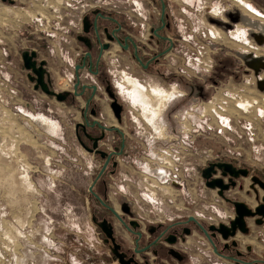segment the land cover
Returning a JSON list of instances; mask_svg holds the SVG:
<instances>
[{"label": "rangeland", "instance_id": "obj_1", "mask_svg": "<svg viewBox=\"0 0 264 264\" xmlns=\"http://www.w3.org/2000/svg\"><path fill=\"white\" fill-rule=\"evenodd\" d=\"M96 3L100 1L17 0V6H11L0 0V39L10 46L3 60L0 43V264H120L93 221L95 206L88 187L101 160L76 136L80 111L35 91L21 59L22 50L31 46L23 38V30L28 29L40 36L36 40L43 45L41 57L49 62L54 90L66 89L72 79L71 33L80 27L82 9ZM240 3H172L175 14L183 19L179 23L198 27L202 51V62L196 64L199 78L170 77L167 81L157 75L144 76L127 60L120 66L114 64L126 106V122L121 126L132 136L133 151L119 157L117 174L108 176L107 195L120 214V204L126 201L132 210L130 217L144 224L188 216L205 224H228L236 215L233 201L254 208L264 194L252 179L241 178L221 196L217 188L205 184L202 175L206 166L223 160L250 168L264 178V80L256 78L248 84L243 80L246 68L255 74L264 69L263 58L255 55L256 50L264 52V14L255 7L258 14L250 15ZM226 5L243 15L223 31L210 25L206 17L220 20L221 7ZM246 36L262 49L245 45ZM171 61L170 68L164 67L166 72L181 64ZM187 68L195 72V68ZM127 79L137 84L133 94ZM194 80L196 86L190 88ZM155 87L170 93L157 114L151 109L162 97L154 93ZM190 91V97L183 95ZM142 92L152 106L140 101ZM242 100L250 104L238 106ZM106 120L117 123L110 116ZM112 136L110 133L109 139ZM172 158V167L179 173L178 185L161 171L162 161L171 162ZM170 174L173 176L171 169ZM111 219L117 234L126 235L132 245L120 223ZM247 221L248 232H238L235 238L239 250L247 253L251 246L250 258L264 257V221ZM181 247L189 255L184 264H236L216 255L196 230Z\"/></svg>", "mask_w": 264, "mask_h": 264}, {"label": "flooded vegetation", "instance_id": "obj_2", "mask_svg": "<svg viewBox=\"0 0 264 264\" xmlns=\"http://www.w3.org/2000/svg\"><path fill=\"white\" fill-rule=\"evenodd\" d=\"M2 1L11 6H17V0ZM99 1L100 3L89 4L87 8L82 9L80 27L71 33L69 53L72 55L73 63L69 88L67 86L61 91L54 90L52 75L48 66L49 62L46 58L41 57L43 45L40 44L41 41L36 40H40V36L28 29L23 30V38L27 43H31V46L24 48L22 53L26 50L35 51L37 66L41 61L46 62L44 65L46 70L45 81L48 83L49 89L55 93L64 94L62 101L80 111L81 121L76 123V136L90 153L101 160L98 171L88 187V192L95 206L92 217L103 235L104 242L110 247L114 259L118 260L121 257L124 260H129L130 264H184L189 259V255L187 250L181 246L187 237L194 234L196 230L208 240L198 223L189 220L191 216L185 219H171L168 222L164 220L144 224L142 221L130 217L132 210L126 201H122L120 204L122 211L120 214L112 207L107 195L108 176L117 174L120 167L119 157L126 153L131 155L133 152L130 150L129 140L132 136L121 126V123L126 122L124 119L126 106L120 84L115 80V72L118 70L113 66L116 62L118 63L117 66H120L122 60H127L133 62L144 76L157 75L167 81L170 80V77H179L181 80L199 78L200 76L196 72L200 74V70L196 64H201L202 51L200 49V36L197 35L198 27L178 22L179 20L183 21V19H179L172 9L174 0ZM217 1L220 0H210V4ZM257 1L248 0V2L245 1V3L241 2L240 4L249 11L247 13L250 15L256 16L258 14L256 8L261 14H264V0ZM20 2L24 3V1ZM225 2H230V0H225ZM225 2L223 0V3ZM21 8L23 9V7ZM221 8L220 20L213 19L211 16H207L206 19L211 22L210 25L218 26L221 30L227 31L228 23L234 25V21L243 14L228 5ZM213 28L211 27V29ZM211 29H209V34ZM244 30L245 34H248V29ZM33 34L35 36H32ZM170 60L174 63L180 61L181 64L178 69L166 72L164 67L170 68ZM215 60H217V56ZM187 66L195 68V72L191 73ZM23 68L27 71V77L30 81L29 75L36 77L31 70L24 67V64ZM143 81L145 80L143 79ZM31 83L34 87L36 81H31ZM189 84L190 88L192 85L196 86V80ZM34 90L41 89L36 90L34 87ZM190 93L191 91L185 92L183 95L190 97ZM48 96L56 98L55 95ZM116 110L120 113V117L117 116ZM107 116H110L113 122L117 123H107L109 122L106 120ZM77 124H79L78 127ZM110 133H113L112 140L109 139ZM104 165H106L104 171L97 178ZM234 166L237 169L247 170V175L240 174L238 177H233L229 173L224 175L223 170L216 167V172L212 174L211 179L221 178L225 184H231L233 181L238 185L239 179L250 178L254 184H258L264 189V178L261 177V173L254 172L247 167ZM203 179L206 184V179L204 177ZM91 186L92 191L89 189ZM235 186H230V189ZM217 189L219 190V188ZM94 193L103 200L104 204ZM261 206H264V194L261 195L254 208L248 205L253 211ZM111 208L121 216L123 221L112 212ZM111 218H115L120 223L130 237L132 245H129V238L126 235L117 234ZM249 218H253L256 223L258 219L264 221V217L258 214L246 217L247 227L249 225L247 219ZM195 219L207 229L218 250L226 256L224 259L236 264L239 263L232 260L234 257L243 261L240 264H264V257L261 255L257 258H250L251 246L247 247V253L240 251L239 243L237 242V245L232 243L236 236L224 240L217 230L209 229L213 224H205L199 219ZM232 220L226 225L230 226ZM105 221L107 227H112L114 240L107 236L101 226V223ZM115 245H118L117 255L113 252Z\"/></svg>", "mask_w": 264, "mask_h": 264}, {"label": "water", "instance_id": "obj_3", "mask_svg": "<svg viewBox=\"0 0 264 264\" xmlns=\"http://www.w3.org/2000/svg\"><path fill=\"white\" fill-rule=\"evenodd\" d=\"M257 41L259 43H263L262 42L263 40L257 39ZM36 55L37 54L35 51L29 52L26 50L22 53V59H23L24 67L27 70H31L36 75V77L29 75V78L31 79V81H36L35 86H34L35 89L37 90L40 88L45 94L55 95L57 100L62 101L63 97L65 95L62 93H55L54 91H51L49 89L48 83L45 81L46 70L44 68V65L46 62L41 61L39 66H37V60H35ZM261 60L263 61V59H261ZM261 64H263L262 67H264V63H261ZM257 71H259V69ZM76 85H78V84H76ZM75 93L78 94L77 91H75ZM116 114L118 117H120V113L117 110H116ZM78 125L79 124H77V127H78ZM105 166L106 165L103 166V168L101 169L97 178L102 174V172L105 169ZM216 167L220 170H223L224 175L227 173H229L233 177H238L240 174L247 175V170L237 169L232 163H229V162H215V163H211L208 167L204 168L202 175L206 179V185L210 188H219V194L221 196H224V191L229 190L230 186H235L236 183L232 181L231 184H225L221 178L211 179L212 174L216 172V170H215ZM89 189H90V191H92V186ZM94 194L104 204L103 200H101L100 197L96 193H94ZM233 203H234V207H235V211H236V216L230 222V226H228L224 223H221V224H219V226L211 225L209 227V229H211V230H213V229L217 230L221 234V236L224 240H229L231 238H234L237 235V232L246 233L248 231V227L246 224V217L255 216L257 214L262 215L264 217V206L258 207L255 211H253L243 201H234ZM111 210L121 221H123L121 216L113 208H111ZM189 220H194L198 223L199 227L202 229L204 234L207 236L209 242L212 244L214 252L218 256L226 258V256L224 254H222L218 250L217 246L214 244V242H213L212 238L210 237L207 229L200 222H198L194 217L191 216L189 218ZM262 222H263L262 219L257 220L258 224H261ZM101 226H102L103 230L105 231V233L107 234V236L109 238L111 237L114 240L112 227H107L106 221L102 222ZM232 243L234 245H237V241L235 239H233ZM117 247H118V245H115V248L113 249V252L116 255H117ZM118 260H119L120 264H130L129 260L128 261L124 260L121 257ZM232 260L236 261L239 264L243 263V261H241L235 257L232 258Z\"/></svg>", "mask_w": 264, "mask_h": 264}, {"label": "built area", "instance_id": "obj_4", "mask_svg": "<svg viewBox=\"0 0 264 264\" xmlns=\"http://www.w3.org/2000/svg\"><path fill=\"white\" fill-rule=\"evenodd\" d=\"M10 9L9 8V14H13L10 12ZM12 10V9H11ZM7 19V18H6ZM246 37H244V40H243V43L247 46H249L250 48L252 49H262V47H259L257 45H255L254 43H251V41L249 39H246ZM0 43H1V48H2V58L4 60V58L6 56L9 55V52H10V46H8V44L4 43L3 40L0 39ZM245 51H248V49H246ZM261 51V50H260ZM264 51V50H263ZM259 53V54H258ZM256 56H261L264 60V52H259L256 50ZM2 61V59L0 60ZM202 62V60H201ZM247 70L249 71V68H246V73L243 75V80L245 83H253L255 81L256 78H259L260 80H264V69H260V71H258L256 74L255 73H251V72H247ZM239 96V95H238ZM239 98H243V96H239ZM244 110V109H243ZM168 158V157H167ZM170 160V159H169ZM167 161V162H166ZM171 162H169L168 160L164 159L163 164H160V166H162L161 168V171L163 172V174H165V177L166 175L168 176V178L170 180H172L171 182L173 183V185H178V182L180 181V178H179V173L178 172H175L174 171V168L172 167L174 164H175V159L172 158V160H170ZM166 167V168H165ZM168 168V169H167ZM170 169L173 170V176L170 174ZM164 177V178H165ZM168 181V180H167Z\"/></svg>", "mask_w": 264, "mask_h": 264}, {"label": "bare ground", "instance_id": "obj_5", "mask_svg": "<svg viewBox=\"0 0 264 264\" xmlns=\"http://www.w3.org/2000/svg\"><path fill=\"white\" fill-rule=\"evenodd\" d=\"M240 2H242V3H245V1L244 0H241ZM245 11H247V12H249L248 10H246L245 8H243ZM219 12V11H218ZM217 13V12H216ZM215 13V14H216ZM218 34H219V31L217 32ZM128 82V84L129 85H131L132 87V89H130V91H129V93L130 94H133V92H134V90H136V87H137V84L136 83H134V81L133 80H131V79H127V81H126V83ZM154 93L157 95V96H161L162 97V99L160 100V102H159V104H158V106H156L155 108H152L151 109V111L153 112V114H157V113H159L161 110H162V108L164 107V100L166 99V98H168V97H170L169 95H170V93L169 92H166V91H164L163 89H161V88H159V87H155L154 89ZM175 90V88L173 89V91ZM142 96H144L143 95V93L140 95V101L141 102H145V105L147 106V105H149V106H152L151 104L152 103H150L149 102V100L147 99V98H145V96H144V98L142 97ZM147 96V95H146ZM136 97V95H133V99ZM149 98V97H148ZM152 100V99H151ZM150 100V101H151ZM250 103L248 102V101H245V102H243V100L242 101H239L238 102V106H240V107H244V108H246L247 107V105H249ZM223 120L225 121L226 120V116L225 117H223Z\"/></svg>", "mask_w": 264, "mask_h": 264}, {"label": "crops", "instance_id": "obj_6", "mask_svg": "<svg viewBox=\"0 0 264 264\" xmlns=\"http://www.w3.org/2000/svg\"><path fill=\"white\" fill-rule=\"evenodd\" d=\"M139 86H140V85H139ZM141 88H142V87H141ZM142 93H143V92H142ZM142 93H141V94H142Z\"/></svg>", "mask_w": 264, "mask_h": 264}]
</instances>
